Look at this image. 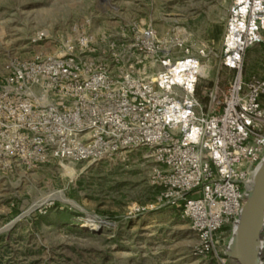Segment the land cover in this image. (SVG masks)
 I'll return each instance as SVG.
<instances>
[{"label": "built area", "instance_id": "2783aa9c", "mask_svg": "<svg viewBox=\"0 0 264 264\" xmlns=\"http://www.w3.org/2000/svg\"><path fill=\"white\" fill-rule=\"evenodd\" d=\"M263 41L264 0H233L220 52L233 75L221 100L210 91L209 105L196 91L210 44L195 46L183 27H137L130 63L118 72L80 57L93 51L84 33L52 54L9 62L0 86V173L149 147L163 165L155 169L160 202L182 207L199 239L196 255L217 254V233L228 226L233 236L264 160V78L243 74L247 50ZM261 253L264 264V226Z\"/></svg>", "mask_w": 264, "mask_h": 264}, {"label": "rangeland", "instance_id": "374dc122", "mask_svg": "<svg viewBox=\"0 0 264 264\" xmlns=\"http://www.w3.org/2000/svg\"><path fill=\"white\" fill-rule=\"evenodd\" d=\"M231 1L0 0V86L9 62L52 54L79 34L93 43L81 58L118 72L130 63L137 27H183L195 46L210 44L198 84L209 105L210 91L221 100L233 75L220 59ZM243 74L264 78V41L247 50ZM150 153L137 147L95 163L52 160L0 173V264H237L224 254L228 226L217 233V254H195L199 239L182 207L160 202L155 169L163 165Z\"/></svg>", "mask_w": 264, "mask_h": 264}, {"label": "water", "instance_id": "95a60500", "mask_svg": "<svg viewBox=\"0 0 264 264\" xmlns=\"http://www.w3.org/2000/svg\"><path fill=\"white\" fill-rule=\"evenodd\" d=\"M18 217L6 228L20 220ZM264 226V160L259 165L247 190L239 223L233 233L226 256L237 264H263L262 234Z\"/></svg>", "mask_w": 264, "mask_h": 264}, {"label": "bare ground", "instance_id": "6f19581e", "mask_svg": "<svg viewBox=\"0 0 264 264\" xmlns=\"http://www.w3.org/2000/svg\"><path fill=\"white\" fill-rule=\"evenodd\" d=\"M205 70H206V66L203 67V73H204V74H205ZM55 195H57V193H53V194H51L50 197L53 198V197H55ZM64 195H65V194H64ZM64 195H63V193H61L60 198L67 200L66 197H65ZM91 227H94V228L96 227V228H97V226H95L94 224H92ZM94 228H93V229H94ZM230 241H231V240H230Z\"/></svg>", "mask_w": 264, "mask_h": 264}, {"label": "crops", "instance_id": "0c3cea01", "mask_svg": "<svg viewBox=\"0 0 264 264\" xmlns=\"http://www.w3.org/2000/svg\"><path fill=\"white\" fill-rule=\"evenodd\" d=\"M232 2H233V0L231 1L230 7H231V5H232ZM230 7H229V10H230ZM228 15H229V11H228V13H227V18H228ZM227 18H226V21H227ZM224 27H225V30H226V24L224 25ZM224 34H225V33H224ZM223 37H224V35H223ZM222 42H223V40H222ZM221 47H222V45H221Z\"/></svg>", "mask_w": 264, "mask_h": 264}, {"label": "trees", "instance_id": "16d2710c", "mask_svg": "<svg viewBox=\"0 0 264 264\" xmlns=\"http://www.w3.org/2000/svg\"><path fill=\"white\" fill-rule=\"evenodd\" d=\"M196 94H197L198 97H200V96H199V95H200L199 87L197 88Z\"/></svg>", "mask_w": 264, "mask_h": 264}]
</instances>
